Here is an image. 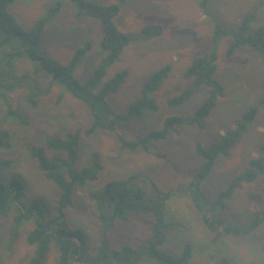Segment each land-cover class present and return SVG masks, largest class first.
<instances>
[{"label": "rangeland", "instance_id": "rangeland-1", "mask_svg": "<svg viewBox=\"0 0 264 264\" xmlns=\"http://www.w3.org/2000/svg\"><path fill=\"white\" fill-rule=\"evenodd\" d=\"M100 5H112L116 0H90ZM126 0L119 3V13L113 25L131 37V44L124 48L119 60L106 67L102 83L126 72L124 83L118 91L107 97L108 107L114 115L125 113L139 98L141 87L154 71L169 66L170 70L157 91L149 95L158 109L144 112L116 125L113 130H97L86 136L92 119L83 100L71 96L63 85L53 83L49 76L37 79L40 95L35 105L27 101L31 91L25 86L34 70V64L27 58L14 61L13 69L2 70V85L14 84L11 92L3 91L0 85V131L9 137L10 146L0 149V160L10 161L8 175H17L24 185L25 200L42 198L49 216L54 215L60 191L48 180L29 153L32 147H43L49 138H64L66 133L81 131L80 160L83 166L93 153L100 156L103 169L96 181L76 192L71 205L58 220L69 229H79L84 234L85 250L82 264H90L96 258L95 248L103 238L109 250L123 246L139 250L148 247L151 239L150 215L132 214L126 221L115 220L110 229L99 221L95 203L88 192L100 189L112 180H128L136 177L134 184L149 200H155L158 192L165 193L185 186L199 176L201 159L196 146L204 148L218 141L227 132H232L243 122V116L252 107L257 108L254 120L240 134L229 149L228 156L219 157L210 172L200 184V190L208 198L216 196L236 179L252 159L264 163V58L248 47L235 49L226 55L232 44L231 33H235L240 22L249 18L251 27L264 25V0ZM60 10L45 26L39 43L34 50L61 65H68L76 50L90 47L75 65L72 78L85 85L104 60L106 53L100 49L101 24L96 19L76 20V6L68 0H15L7 11L24 30L30 31L36 22L44 18L57 3ZM219 26L228 31L214 45L213 28ZM147 26H158L161 34L143 37L141 31ZM6 48L0 47V65ZM213 52L216 56V80L223 95L217 98L216 106L204 119L202 127L196 124L181 125L170 130L163 139L153 141L147 150L122 149L118 141L121 136L136 141L147 134L159 131L168 118L193 117L208 96L205 86L193 87L192 79L184 77L185 69L193 59ZM193 87L191 95L178 105L168 104L173 97ZM40 89V90H39ZM48 90V91H47ZM98 89L86 94H96ZM5 94V101L1 94ZM19 113L25 123L19 122L7 113ZM264 211V170L258 171L253 182H240L233 196L224 202L222 216L232 223L247 224L257 212ZM56 214V213H55ZM48 216V215H47ZM164 218L174 223L163 232L160 250L177 256L184 245L191 247L189 264H218L223 256L229 257V264H264V224L253 233L240 237L222 238L214 241L215 235L203 224L200 215L184 196H173L165 203ZM12 214L0 219V264H25L30 249L25 243L29 226L22 227L14 239L11 234ZM58 251L50 246L44 264H56ZM138 264H156L141 257Z\"/></svg>", "mask_w": 264, "mask_h": 264}, {"label": "trees", "instance_id": "trees-1", "mask_svg": "<svg viewBox=\"0 0 264 264\" xmlns=\"http://www.w3.org/2000/svg\"><path fill=\"white\" fill-rule=\"evenodd\" d=\"M14 1L0 0V47L7 49L0 66H2V70L10 71L14 67V61L24 58L29 59L34 64L33 72L27 76L29 80L35 82L33 87L27 79L22 80L31 91L27 97L30 105H35V99L40 95L41 90H37V79L44 75L49 76L53 83L63 85L71 96L83 100L88 106L92 123L89 129L84 131L86 136L92 135L97 130H113L119 123L141 117L144 112H155L158 109L156 103L149 99V95L158 90L170 70L169 66L154 71L147 77L142 84L139 98L125 113L114 115L106 101L108 96L118 91L126 78V72H122L102 83L106 67L117 62L124 48L132 42L131 37L120 32L112 22L119 13V3L126 0H116V3L112 5H100L90 0H68L76 6V20L85 17L96 19L102 28L99 47L104 54L106 53V56L85 85L78 84L72 78V73L79 59L89 49V43L76 50L74 57L66 66L51 58L44 57L34 50V46L41 39L45 26L58 14L61 3L57 2L44 18L36 22L34 28L30 31H24L7 11L8 6L12 5ZM205 5L206 0L200 1V8H205ZM251 25V21L247 17L240 22L238 30L231 33L232 44L226 51L227 56H231L239 47H248L264 58V25L255 28H252ZM160 34L161 29L158 26H147L141 31V35L146 38ZM229 34L228 31L216 25L213 28V44L215 45L224 35ZM216 71V56L213 52L193 59L185 69L184 77L192 79L193 87L205 86L208 88L206 100L193 114V117L168 118L159 131L151 132L136 141H130L119 136L120 147L130 151H136L139 148L147 150L151 142L163 139L175 127L188 124H196L202 127L204 119L211 114L216 106L217 98L223 95L222 86L215 78ZM0 85L3 91L11 92L14 89V84L2 85L0 82ZM193 87H189L178 96L173 97L168 101V104H180L191 95ZM92 89H98V92L86 94ZM1 96L4 100L6 99L4 93ZM263 102L264 95L261 100V103ZM257 111L256 107L250 108L243 116V122L234 131L225 133L218 141L208 147L196 146L197 155L201 159L199 176L185 186L165 193L158 192L155 200L147 199L139 186L134 184L136 177H131L128 180H112L100 189L90 190L88 196L95 203L99 221L106 229H110L115 220L126 221L132 214L150 215L153 218L151 222L152 234L151 239L148 240V247L135 250L132 247L123 246L119 250H109L106 238H103L94 249L96 258L90 264H138L141 257H145L156 264H189L191 258L189 244L184 245L181 253L177 256L167 254L159 249L163 244V232L175 226L174 223L165 221L164 207L165 203L176 195L189 199L191 206L200 215L203 224L215 235L214 241L221 239V242L222 238L227 237H244L262 226L264 224V211L254 214L247 224H237L223 217L222 210L224 202L233 196L240 182H253L258 171L264 170L263 160H249L244 172L233 179L226 189L214 199L208 198L200 190V184L216 160L221 156H228L229 149L238 140L247 125L254 120ZM7 113L19 122L25 123V119L19 113L11 111L9 106ZM81 134V131H76L66 133L64 138L55 136L47 139L43 147L29 149L30 156L37 161L46 178L54 183L60 191L54 215L51 213V216H49L46 203L42 198L36 197L29 201L25 200L22 179L15 174L8 175L11 162L0 160V219L12 214L11 234L14 239L22 227L25 225L30 227L25 237L30 255L25 264H44L52 244L56 246L58 251L56 264H82L81 259L84 258L86 244L83 232L79 229H69L58 222L63 216L64 210L71 205L72 196L84 189L88 183L96 181L103 169L100 156L97 153L90 155L85 165H79ZM8 140V135L0 131V149L10 146ZM260 149L264 151V143L260 144ZM228 259L229 257L223 256L218 264H229Z\"/></svg>", "mask_w": 264, "mask_h": 264}]
</instances>
